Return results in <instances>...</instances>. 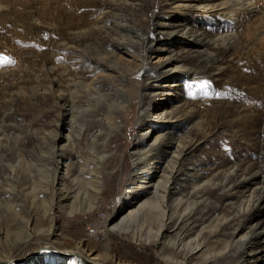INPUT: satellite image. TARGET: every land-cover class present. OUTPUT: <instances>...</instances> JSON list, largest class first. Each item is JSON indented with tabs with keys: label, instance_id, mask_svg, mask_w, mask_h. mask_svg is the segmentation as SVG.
Here are the masks:
<instances>
[{
	"label": "rangeland",
	"instance_id": "374dc122",
	"mask_svg": "<svg viewBox=\"0 0 264 264\" xmlns=\"http://www.w3.org/2000/svg\"><path fill=\"white\" fill-rule=\"evenodd\" d=\"M194 239L193 264H264V0H0V264Z\"/></svg>",
	"mask_w": 264,
	"mask_h": 264
},
{
	"label": "bare ground",
	"instance_id": "6f19581e",
	"mask_svg": "<svg viewBox=\"0 0 264 264\" xmlns=\"http://www.w3.org/2000/svg\"><path fill=\"white\" fill-rule=\"evenodd\" d=\"M140 161L141 160L138 158V160L136 161V165L140 164ZM62 198H63V201H66L70 197H69L68 194H65V195L62 194L60 196V199H62ZM159 205H161L160 207L162 208V211H160L161 214L158 217V223L160 224L159 225V229H161V225L163 224V221H164L165 210L163 209V203H159ZM118 215H119V213L116 212L113 217L109 218L106 222H104L103 223V226L101 228L100 227L98 228L99 229V232H101V231H105V232L107 231L108 232V230H113V229L115 230V228L119 227V223L116 222V220L118 219ZM205 219H206V215L204 216L203 220L197 219V220H195V222L190 221V225L191 226H189V227H191V228H189V230H188V235L192 234V232L197 228L196 226L199 225L198 223L199 222L202 223ZM199 220H201V221H199ZM258 233H261V232H258ZM176 235L177 234H175L173 237H170V238L173 239ZM157 236H158V241H159V240H163V239L167 238L169 235L168 234H165L164 235L159 230ZM247 239H248L247 245L244 248L245 252L246 253H248V252H250V253L251 252H254L255 251V248L252 247V238H251V236H248ZM194 240L196 241V247L194 249L195 250H198V251L195 252V250H191V252L189 253V255H187V257L185 256L186 258L183 257L184 260L181 261L180 264H193V262L197 259L196 258V254H198V252L201 251L204 248V247H202V242H200L199 239H194ZM166 241L167 240H163L162 242L158 243V246H160V248H162V250H163V248L165 246ZM168 242H170V240H168ZM107 248H110V245L109 244H107ZM213 261L214 260H211V261H209L207 263H204V264H212ZM68 262H69L68 264H73V258H69L68 259ZM43 263H45V264H57V260H53L51 263L50 262H43ZM101 264H108V263L105 260V261L101 262ZM198 264H200V263H198ZM233 264H241V262H234Z\"/></svg>",
	"mask_w": 264,
	"mask_h": 264
},
{
	"label": "built area",
	"instance_id": "2783aa9c",
	"mask_svg": "<svg viewBox=\"0 0 264 264\" xmlns=\"http://www.w3.org/2000/svg\"><path fill=\"white\" fill-rule=\"evenodd\" d=\"M102 222H103V220H102ZM98 224H100V223H95V224L92 225V227H93L94 229L97 230V229L99 228V227H98ZM100 225H101V224H100Z\"/></svg>",
	"mask_w": 264,
	"mask_h": 264
}]
</instances>
